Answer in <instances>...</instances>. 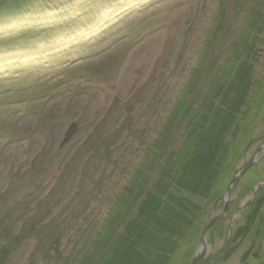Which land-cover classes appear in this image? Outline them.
I'll list each match as a JSON object with an SVG mask.
<instances>
[{
	"label": "rangeland",
	"instance_id": "1",
	"mask_svg": "<svg viewBox=\"0 0 264 264\" xmlns=\"http://www.w3.org/2000/svg\"><path fill=\"white\" fill-rule=\"evenodd\" d=\"M5 46L15 54L0 60V264L85 263V239L110 233L120 198L150 187L167 156L186 157L188 123L246 51L252 94L233 146L205 199L180 192L203 209L168 264L201 251L198 264H263L264 156L227 190L264 148V0H0Z\"/></svg>",
	"mask_w": 264,
	"mask_h": 264
},
{
	"label": "trees",
	"instance_id": "2",
	"mask_svg": "<svg viewBox=\"0 0 264 264\" xmlns=\"http://www.w3.org/2000/svg\"><path fill=\"white\" fill-rule=\"evenodd\" d=\"M248 49L254 51L251 46ZM6 50L12 56L15 54L13 46H5L0 49V60L4 58V53H9ZM245 55L247 58L242 59L241 64L221 88L214 85L217 91L214 99L210 97L211 101H208L210 103L204 105L199 117L193 119L190 122L192 124L188 123L187 129L193 138L186 157L180 162L179 151L175 155L167 156L165 167H161L150 187L143 189V184L136 185L135 188L141 191L131 197L128 195L127 198H120L121 201L124 199L126 209L120 211L121 213L119 212L118 216L109 222V228L106 229H111L109 233L111 235L99 230L92 237L85 239L88 243L82 254H86V261L85 263L80 261L78 264L170 262L183 239L189 234L196 215L203 209L190 199L182 197L180 192L202 199L209 194L217 182L229 149L233 146L238 123L252 94L250 89L253 84L255 53H251L250 57L246 51ZM196 120L198 122L194 124ZM192 130H195L194 133ZM102 161L99 159L97 163L100 165ZM88 166L87 163L84 165L85 173ZM174 168L176 171H173ZM90 169L88 173L92 174L93 171ZM170 172L174 173L171 177ZM72 192L69 187L65 190L68 202L76 200V195ZM72 215L75 216V213L66 214L65 218L70 220ZM52 219L47 221L46 225H49ZM74 220L75 217L71 221ZM118 224L123 226L121 231L116 229ZM39 236L46 238L45 235L38 234L36 237L39 242H43ZM238 236H241L240 233ZM59 238L58 236L52 240L51 245L58 244ZM48 248L39 254L43 262L47 254L51 257V252H47L50 251ZM62 257L60 261L65 260ZM222 259L224 258L221 257Z\"/></svg>",
	"mask_w": 264,
	"mask_h": 264
},
{
	"label": "water",
	"instance_id": "3",
	"mask_svg": "<svg viewBox=\"0 0 264 264\" xmlns=\"http://www.w3.org/2000/svg\"><path fill=\"white\" fill-rule=\"evenodd\" d=\"M76 133V126L75 125H71L70 129L66 132L65 134V138L62 142V145H64L65 143H67L70 138ZM259 154V160L264 156V148L261 149L259 148L256 153L254 154L253 158L246 164V166L244 165L243 168H241L240 172L236 175V177L232 180V182L230 183L229 187H228V190L227 192L229 193L230 195V189H231V186L233 184H235L236 182H238L240 180V178L242 176H244V174H246L250 169H252L253 167L256 166V157L258 156ZM260 186H264V182L257 185V187L255 188L256 190L258 189V187ZM227 209V204L224 205V208H223V213L220 217L223 216V214L225 213ZM219 217V218H220ZM216 221V220H215ZM214 222H211L210 225L207 227V229L205 230L204 234L202 235V238H201V243H200V246L203 245V247L206 245L205 242H204V237H205V234L207 233V231L211 228V226L213 225ZM197 252L196 256L194 257L193 261L191 264H198L201 260L204 259V257L206 256V252L205 251H201V253Z\"/></svg>",
	"mask_w": 264,
	"mask_h": 264
}]
</instances>
